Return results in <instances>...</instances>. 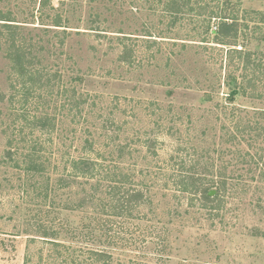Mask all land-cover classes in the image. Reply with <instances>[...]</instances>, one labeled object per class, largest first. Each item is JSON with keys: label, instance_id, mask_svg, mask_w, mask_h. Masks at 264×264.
Listing matches in <instances>:
<instances>
[{"label": "rangeland", "instance_id": "374dc122", "mask_svg": "<svg viewBox=\"0 0 264 264\" xmlns=\"http://www.w3.org/2000/svg\"><path fill=\"white\" fill-rule=\"evenodd\" d=\"M200 1L174 17L168 0H0V264H45V237L112 264H264V83L230 105L256 59L197 16L234 14L232 43L264 59V0ZM181 170L224 173L221 201L180 191Z\"/></svg>", "mask_w": 264, "mask_h": 264}, {"label": "trees", "instance_id": "16d2710c", "mask_svg": "<svg viewBox=\"0 0 264 264\" xmlns=\"http://www.w3.org/2000/svg\"><path fill=\"white\" fill-rule=\"evenodd\" d=\"M47 1V0H44ZM206 0H201L200 2L205 3ZM195 5L197 7H195ZM199 4L197 0H168L167 5L165 6V11L170 14L171 16L176 15H186L190 12H193L192 7H195V9H199ZM203 9L205 12H200L201 14L197 15H205L204 23L205 26L204 33L208 34L212 32V23L213 21L217 20H223L220 24V29L217 34V39L223 47L225 46L227 49V56H232V54H235L237 58L242 61L246 62L247 64H251V61L253 59H256L253 63L252 69H255L253 79L254 81H250L249 86H245L243 84H234L233 83L228 84L230 87L232 86L233 90L231 94L228 97L229 104L232 105L236 99V95L242 96V97H249V88L257 91V84L264 83V79L261 77H258V73L260 75H264V59L259 58L256 56L257 53H254L252 50L244 49L241 50L236 49V45L232 42L236 43L237 41V34L236 30H238V18L234 14H230L229 17H227V14L224 10H222V7H215L213 8H200ZM231 20L233 23L228 24L227 21ZM3 21V20H0ZM14 22V21H9ZM56 27H61V23H57L55 25ZM231 38V40H229ZM244 49V50H243ZM237 90L239 92H237ZM236 92V93H235ZM238 93V94H237ZM260 94H257L256 98L260 97ZM226 110V109H225ZM234 112V111H233ZM264 119V111L259 114ZM240 117V115L237 116V119ZM235 119V115H234ZM48 118L40 120V125L42 126V130H46ZM244 125H250L249 123L245 124V121L243 122ZM50 126V125H48ZM237 131H241L240 133L245 132L246 129L250 128L249 126L247 128H244L243 130H240L239 126L235 125ZM256 136L258 138L264 137V126L258 125L256 128ZM247 132L246 134H248ZM254 140V139H253ZM255 141V140H254ZM259 160H254L256 165H259L260 163L264 165V156L260 155L258 156ZM28 162L31 164V166H35L36 160L32 159V157L29 156ZM73 170H78V172H81L82 177H86L88 175H93L95 170H97V161L93 160L90 157H80L78 159H73L71 161ZM190 172V171H189ZM185 173L183 170H181L179 177L176 178L177 180H174V183L179 187L178 189L182 191L185 194H190L197 197H203L202 201H208V202H217L221 201L222 193L226 190L227 182L225 179V174L220 173V182H215L214 180H206L199 178L198 175H194L193 173ZM263 176H264V170ZM115 190H119V188L115 187ZM212 189H217L218 193L215 197L211 198L209 195L210 191ZM126 193L123 192L121 200H125ZM130 199V198H129ZM131 200V199H130ZM124 203V202H123ZM131 204H122L120 206H117L116 208H120V214L125 211H130ZM217 211V210H216ZM36 239L34 237L31 238V242L35 243ZM43 243H47L49 246V253L48 257L43 261L45 264H112V256L108 253H106L104 250H94V249H84V248H74L73 246L66 245L63 243H59L56 240L44 238V240H41ZM43 258V257H42ZM42 261V260H41Z\"/></svg>", "mask_w": 264, "mask_h": 264}, {"label": "water", "instance_id": "95a60500", "mask_svg": "<svg viewBox=\"0 0 264 264\" xmlns=\"http://www.w3.org/2000/svg\"><path fill=\"white\" fill-rule=\"evenodd\" d=\"M235 93H236V92H235ZM213 193H214V192H211L209 195H210V196H214V194H213Z\"/></svg>", "mask_w": 264, "mask_h": 264}]
</instances>
